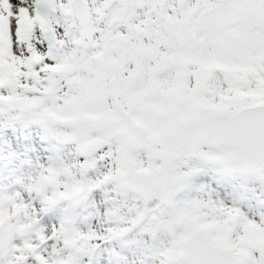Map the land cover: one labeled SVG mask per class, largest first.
I'll return each mask as SVG.
<instances>
[{
	"label": "snow or ice",
	"instance_id": "snow-or-ice-1",
	"mask_svg": "<svg viewBox=\"0 0 264 264\" xmlns=\"http://www.w3.org/2000/svg\"><path fill=\"white\" fill-rule=\"evenodd\" d=\"M0 264H264V0H0Z\"/></svg>",
	"mask_w": 264,
	"mask_h": 264
}]
</instances>
